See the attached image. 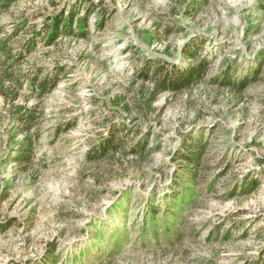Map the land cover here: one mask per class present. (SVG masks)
Wrapping results in <instances>:
<instances>
[{"label":"rangeland","instance_id":"1","mask_svg":"<svg viewBox=\"0 0 264 264\" xmlns=\"http://www.w3.org/2000/svg\"><path fill=\"white\" fill-rule=\"evenodd\" d=\"M86 8L84 36L47 44L52 15ZM201 59L176 91L140 77ZM111 131L123 143L98 155ZM252 260L264 264V0L0 11V264Z\"/></svg>","mask_w":264,"mask_h":264},{"label":"trees","instance_id":"2","mask_svg":"<svg viewBox=\"0 0 264 264\" xmlns=\"http://www.w3.org/2000/svg\"><path fill=\"white\" fill-rule=\"evenodd\" d=\"M13 1L14 0H0V11L7 10ZM89 11L86 8L85 12L79 18L76 17V19H74V17L76 16V13L74 12V10H71V9L67 11V14L65 16H64V10H60L57 14L52 15L49 18L50 24H48L45 28L47 31L48 29H50L48 32V37H47V44L52 43L61 34H67V35L75 34L77 36H84V32H85L84 25L86 22V18L88 17ZM75 22H77L76 32H74L73 31L74 28H72ZM184 55L193 56L194 53L188 50V51H184ZM205 66H206V60L204 59H201L196 63L188 64L184 67L174 66L173 68H171V70L163 71V69L160 68L159 66V67H155L152 70L151 74H149V72L146 69L142 70L140 72V77L144 79H150L153 81V84H154L153 93L155 94L163 90L176 91L183 87L188 86L191 82H193L195 79L200 77L205 69ZM57 82L58 81H57V73H56L54 74V76H52L50 86L54 87L57 84ZM246 82H247L246 78H243L238 83L239 87L240 88L244 87ZM36 87L41 93L44 91V88H45L43 82H40L39 84H37ZM113 137H114V134L111 131L110 135L106 137L104 141L100 143V146L96 147L98 151V155L100 154L103 155L109 150H115L117 149V147L120 146L119 143L120 144L123 143V142H117V141L115 142ZM188 149H191V150L185 155V159L191 164H196L199 158L198 142L195 141L191 143ZM89 157L94 159L96 156L92 154ZM254 181L255 180H250V182H248L247 185L252 187L251 185L252 183H254ZM167 201H171V200L167 199L166 201H164V203H166ZM260 263L262 264L263 262L252 260V261H245L243 264H260ZM51 264H54V261Z\"/></svg>","mask_w":264,"mask_h":264}]
</instances>
